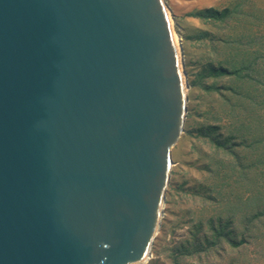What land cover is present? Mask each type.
Here are the masks:
<instances>
[{"label":"water","instance_id":"water-1","mask_svg":"<svg viewBox=\"0 0 264 264\" xmlns=\"http://www.w3.org/2000/svg\"><path fill=\"white\" fill-rule=\"evenodd\" d=\"M168 13L0 0V264L149 260L188 112Z\"/></svg>","mask_w":264,"mask_h":264},{"label":"trees","instance_id":"trees-1","mask_svg":"<svg viewBox=\"0 0 264 264\" xmlns=\"http://www.w3.org/2000/svg\"><path fill=\"white\" fill-rule=\"evenodd\" d=\"M231 13L207 8L198 17L222 19ZM241 59L231 71L209 61L199 74L197 85L213 103L205 113L217 120L205 121L197 130L210 150L202 152L208 160L203 168L206 182L196 185L194 194L210 215H201L190 237L173 248V264H181L185 256L200 260L202 254L219 256L220 262L210 264H224L225 258V264H245L249 247L264 250V110L259 108L264 105V72H254L253 62ZM262 261L259 256L250 262Z\"/></svg>","mask_w":264,"mask_h":264},{"label":"rangeland","instance_id":"rangeland-1","mask_svg":"<svg viewBox=\"0 0 264 264\" xmlns=\"http://www.w3.org/2000/svg\"><path fill=\"white\" fill-rule=\"evenodd\" d=\"M165 1L183 48L184 71L189 83L188 112L184 134L172 153L171 181L160 228L151 257L141 264H173V248L190 237L193 223L210 215L208 209L200 207V196L194 194L196 185L206 182L203 168L208 160L202 157V152L210 150L207 142L198 136L197 130L199 124L205 121L217 122L215 117L205 113L213 103L197 85L204 64L211 61L213 66L224 65L231 71L240 65L238 62H241V58L246 57L247 61L253 62L254 72H264V0ZM207 8L218 11L228 9L234 13L222 19L213 16L207 20L199 18L198 14ZM222 79L229 80V77L222 76ZM225 103L222 105L224 108ZM240 107L247 108L244 105ZM259 108L264 110V105ZM220 115L223 116L222 111ZM247 253V262L259 256L264 258V250L256 246L249 247ZM215 260L220 262L219 256L202 254L200 260L195 256H185L181 264H210ZM222 262L225 264L227 258ZM257 264H264V261Z\"/></svg>","mask_w":264,"mask_h":264},{"label":"bare ground","instance_id":"bare-ground-1","mask_svg":"<svg viewBox=\"0 0 264 264\" xmlns=\"http://www.w3.org/2000/svg\"><path fill=\"white\" fill-rule=\"evenodd\" d=\"M169 14V13H168ZM169 20H170V24H171V28L173 30V35H174V40H175V43H176V46H177V49H178V52H179V59H180V65H181V69H182V75L184 78H186V74H185V71H183V62H184V58L181 54V44H180V39L179 37L177 36V33L174 29V26H173V21H172V18L171 16H169Z\"/></svg>","mask_w":264,"mask_h":264}]
</instances>
